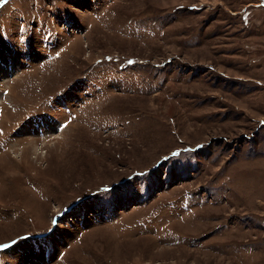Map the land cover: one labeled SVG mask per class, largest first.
Wrapping results in <instances>:
<instances>
[{"label":"rangeland","instance_id":"1","mask_svg":"<svg viewBox=\"0 0 264 264\" xmlns=\"http://www.w3.org/2000/svg\"><path fill=\"white\" fill-rule=\"evenodd\" d=\"M0 65V264H264V0H0Z\"/></svg>","mask_w":264,"mask_h":264},{"label":"bare ground","instance_id":"2","mask_svg":"<svg viewBox=\"0 0 264 264\" xmlns=\"http://www.w3.org/2000/svg\"><path fill=\"white\" fill-rule=\"evenodd\" d=\"M14 67V66H13ZM14 71V69L12 70L11 68H10V70H9V68L8 67H2L1 65H0V75H1V77H0V79H1V81L2 82H5V81H7L8 79H9V77H10V72H12V73H15V72H13ZM8 82V81H7Z\"/></svg>","mask_w":264,"mask_h":264}]
</instances>
